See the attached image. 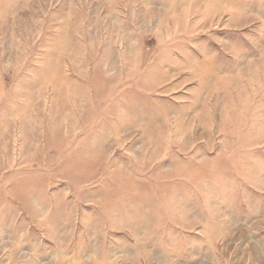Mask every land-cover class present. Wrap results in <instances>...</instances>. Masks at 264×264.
Returning <instances> with one entry per match:
<instances>
[{"label": "rangeland", "instance_id": "1", "mask_svg": "<svg viewBox=\"0 0 264 264\" xmlns=\"http://www.w3.org/2000/svg\"><path fill=\"white\" fill-rule=\"evenodd\" d=\"M0 264H264V0H0Z\"/></svg>", "mask_w": 264, "mask_h": 264}]
</instances>
